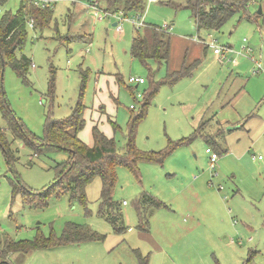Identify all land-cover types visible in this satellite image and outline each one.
<instances>
[{
	"label": "rangeland",
	"instance_id": "obj_1",
	"mask_svg": "<svg viewBox=\"0 0 264 264\" xmlns=\"http://www.w3.org/2000/svg\"><path fill=\"white\" fill-rule=\"evenodd\" d=\"M21 1L0 5V17L15 12ZM96 1L101 19L90 0H61L42 28H31L27 22L25 42L16 51L31 61L24 77L9 65L0 70V88L9 109L40 140L46 120L68 117L81 97L86 124L78 136L91 146V126L99 118L97 108L104 105L99 127L114 137L122 153L130 115L138 113L145 94L154 90L136 129L137 148L158 151L169 141L191 139L162 163L139 162L136 175L124 165L116 166L112 196L120 204L124 225L117 232L98 212V175L84 186L85 204L60 189L46 195L44 206L39 198L32 203L24 200V191L40 194L55 181L53 166L67 152L36 154L23 141L12 140L0 111V128L5 129L14 156L9 164L0 146V239L59 236L67 222L103 235L101 241L10 253L7 261L137 264L139 252L148 256V264H264V0H250L246 12L237 11L219 30H196L191 11L174 8L169 0H146L141 18L124 20L119 12L103 16L105 4ZM136 20L163 29L166 25L168 67H180L186 52L190 60L196 58L197 47L206 52L203 68L172 86L158 85L167 65L150 60L145 66L129 53ZM116 22L120 30L113 26ZM195 37L230 49L215 58L213 48L203 49ZM256 63L261 69L253 74ZM82 71L87 73L84 86ZM130 76L141 77L144 83L136 86L128 81ZM224 93H232L229 104L218 107L226 99ZM107 118L115 121L116 130ZM232 122L243 127L232 129L227 124ZM215 142L227 152L218 153L217 175H212L205 149L215 151ZM145 193L164 205H142L139 216L136 199Z\"/></svg>",
	"mask_w": 264,
	"mask_h": 264
},
{
	"label": "trees",
	"instance_id": "obj_2",
	"mask_svg": "<svg viewBox=\"0 0 264 264\" xmlns=\"http://www.w3.org/2000/svg\"><path fill=\"white\" fill-rule=\"evenodd\" d=\"M7 0H0L4 5ZM91 1V0H90ZM93 1V0H92ZM105 4V10L111 13L121 12L124 16L133 17L142 15L145 11L146 0H101ZM250 0H184L183 2L167 1L174 8H188L195 21L196 30H219L237 11L246 12ZM53 8L40 7L28 0H22L15 12L6 11L0 17V56L3 58V66L9 65L18 76L24 77L31 64L25 54L17 55L26 38L27 19L32 18L35 27L42 28L52 18ZM249 18V17H248ZM142 32L136 27L132 37L129 52L133 58L148 66V61L169 64L170 60V36L161 26L147 24L141 27ZM199 59L191 62H183L177 69L167 67L165 77L158 85H174L180 79L190 77L198 67ZM0 60V70L3 68ZM149 68V67H148ZM150 70V68H149ZM83 86L87 78L86 71H82ZM144 83V82H143ZM136 87V86H135ZM50 91L53 92V78L50 81ZM154 90L147 92L141 103L138 113H132L128 121V131L123 147V152H118L114 137H108L100 129L96 122L91 126L92 145L84 143L78 133L84 128L85 105L80 99L72 109L71 114L64 119H47L44 125L43 137L38 140L28 131L19 118L7 106V102L0 88V111L7 122V129L12 133V140L18 139L30 146L36 154L54 150L67 152V157L53 166L55 173L54 182L40 194L24 191L23 198L32 203L34 198H39L41 206L47 194L60 189L69 192L71 198L85 204L84 186L90 179L98 175L101 179V194L99 198V214L112 224L114 230L119 232L124 229L120 216V204L113 199V188L116 182V166L124 165L135 175L138 173L139 162L162 163L163 160L177 147L191 139L182 138L176 142L169 141L168 145L158 151H141L135 144L136 129L139 122L145 117L147 106L152 98ZM102 109L103 106H99ZM107 120L114 130L117 128L115 121ZM199 131V130H198ZM198 131H195L198 132ZM193 138V137H192ZM217 153H226L219 143H213ZM0 146L6 160L11 164L14 156L11 153L10 144L7 141L5 129L0 128ZM14 192L17 186L13 185ZM30 193V194H29ZM32 194V195H31ZM150 203L158 208L164 205L160 200L148 194H140L136 199V211L141 215L142 205ZM141 223L143 219L140 218ZM139 229L147 230L146 226ZM103 235L93 231L90 227L67 222L59 236L50 234L44 236L38 234L32 239L15 240L6 237L0 239V264H9L8 255L14 252H32L39 249H49L57 246L71 245L82 242L101 241ZM137 264H148V256L136 252Z\"/></svg>",
	"mask_w": 264,
	"mask_h": 264
},
{
	"label": "built area",
	"instance_id": "obj_3",
	"mask_svg": "<svg viewBox=\"0 0 264 264\" xmlns=\"http://www.w3.org/2000/svg\"><path fill=\"white\" fill-rule=\"evenodd\" d=\"M28 1L30 3H33V4H35L37 6H40V7H51V8H53V6L57 2H59L61 0H28ZM71 1L73 3L75 2V0H71ZM147 1L151 2V1H155V0H147ZM90 2L92 3V4H90V7L93 10H96L98 12L97 18L98 19H101L102 18V15L99 14V12L101 11V9L98 7L97 1L96 0H93V1H90ZM0 11H1V9H0ZM96 11H95V13H96ZM109 14H111L113 16H116L115 12L114 13H111V12L106 11V10L103 11V16H107ZM119 14L122 15V19L123 20L129 18L127 16H124L121 12H119ZM133 17H136V19H137V18H141V15H136V16H133ZM27 22L29 23L30 27L33 28V26H34L33 19L32 18H29V20ZM133 22L136 24L137 28H141V27L144 26V21L143 20H136V21H133ZM115 27H116L117 30H120L121 29V24H119V22H116ZM165 27H166V25H164V30L167 31V29ZM195 39L198 40V37H195ZM244 41H245V39H244ZM202 42H204V41H202ZM205 44H207L208 46L212 47L215 54H222V51L223 50H229L230 49L228 47H219V46L215 45L213 39H210V42L209 43H205ZM260 69H261V66L258 63H256L252 67V73L253 74H256L257 72H259ZM128 81L130 83H136V85H138V84L143 83L144 82V79L141 78V77H132V76H130L128 78ZM205 152L209 156V167H210V170L212 172V175H217V172H216V161L218 159V153L216 151L211 150L209 147H207L205 149ZM260 158L261 157L259 156L258 159H260Z\"/></svg>",
	"mask_w": 264,
	"mask_h": 264
},
{
	"label": "crops",
	"instance_id": "obj_4",
	"mask_svg": "<svg viewBox=\"0 0 264 264\" xmlns=\"http://www.w3.org/2000/svg\"><path fill=\"white\" fill-rule=\"evenodd\" d=\"M151 2H153V1H151ZM115 24H116V23H113V26H115ZM169 36H170V34H169ZM193 40H194V39H193ZM196 40H197V39H196ZM196 40H194V41L197 42L198 44H200L201 46H203V47H202L203 49H204L205 47H206V49H207L208 47H210V46H208L207 44H205V40L199 39V37H198V40H200L201 42H202V41H204V42L201 43V42H199L198 40H197V41H196ZM207 46H208V47H207ZM229 47H230V46H229ZM229 47H228V48H229ZM210 48H212V47H210ZM195 50L197 51V57H196V58L190 60V59L188 58V52H186V53L183 55V57H182V61H181V65H182V63L185 62V61H187V62H191V61H193V60L199 59L200 63H199V65H198V67L196 68V70L194 71V73L197 72L198 70H201V69L203 68L202 66H203L204 63L202 62L203 60L201 61V58L204 57L203 59H205V53H206V52H205V53H203V52L201 53L200 49L197 48V47L195 48ZM129 53H130V52H129ZM213 55H214L215 58H217V57H218V58H220V57H224V56H223V51H222V54H215L214 51H213ZM199 57H200V58H199ZM205 60H206V59H205ZM169 61H170V60H169ZM202 63H203V64H202ZM166 65H167V64H166ZM181 65H180V66H181ZM236 65H237V64H236V62H235V65H234V66H236ZM167 67H168V66H167ZM201 67H202V68H201ZM252 67H253V65H252ZM169 68H170V67H169ZM178 68H179V67H178ZM170 69H171V68H170ZM173 69H177V68H172V70H173ZM251 71H252V70H251ZM194 73H193V75H194ZM237 74H238V73H237ZM193 75H192V76H193ZM192 76H191V77H192ZM236 77H238V76H236ZM224 94H225L226 96H223L222 98H225V97H226V99L222 100V101L220 102V104L218 105V107H220V105H223V104H229V103H228L229 100H230L229 97H230V95H231L232 93H230V95L227 94V93H224ZM235 95H236V94H235ZM227 101H228V102H227ZM101 106H103V111H104V105H101ZM97 110H98V113H99V118H98V120L94 121V123L97 122V123L99 124V122H100L99 120H100V118H101L100 116L102 115L101 112H103V111H102V109H99V107L97 108ZM225 121H227V120H225ZM227 122H228V121H227ZM238 123H239V122H237V123L232 122V123H227V124H230V125H231L230 127H232V129L243 127V125H239ZM92 125H93V124H92ZM235 125H236V127H235ZM232 129H229V130H232Z\"/></svg>",
	"mask_w": 264,
	"mask_h": 264
},
{
	"label": "water",
	"instance_id": "obj_5",
	"mask_svg": "<svg viewBox=\"0 0 264 264\" xmlns=\"http://www.w3.org/2000/svg\"><path fill=\"white\" fill-rule=\"evenodd\" d=\"M1 64L3 66V58L0 56ZM137 86V85H136Z\"/></svg>",
	"mask_w": 264,
	"mask_h": 264
}]
</instances>
